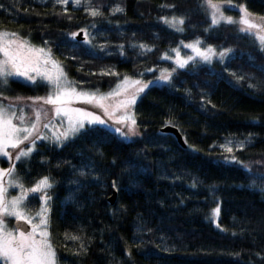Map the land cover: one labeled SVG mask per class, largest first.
Returning a JSON list of instances; mask_svg holds the SVG:
<instances>
[{"label":"trees","instance_id":"trees-1","mask_svg":"<svg viewBox=\"0 0 264 264\" xmlns=\"http://www.w3.org/2000/svg\"><path fill=\"white\" fill-rule=\"evenodd\" d=\"M224 2L225 14L238 20L239 11L229 10ZM92 3L101 7L103 16H90L72 0L67 15L54 0H0V31L50 47L70 80L100 91L112 89L125 75L154 81L160 70L175 67L173 61L162 59L164 54L197 38L204 46L234 51L225 63L216 60L178 70L172 87L150 86L137 100L134 111L140 134L131 140L114 137L99 144L93 137H78L63 148L38 142L30 160L17 162L25 185L43 176L53 182L48 190L49 231L59 264H264V192L249 187L250 176L264 174V89L248 87L264 83V73L249 62L251 58L264 64L256 39L240 33L237 26L221 23L213 28L202 0ZM231 3L264 16V0ZM116 6L124 12L113 14ZM173 16L185 19L184 31L162 20ZM81 29H87L91 44L69 40L70 33ZM109 70L119 77L100 75ZM232 72L245 80L237 84ZM47 91L12 78L6 87L0 86V101H23L28 106V97L45 96ZM169 119L186 146L175 134L162 131ZM253 119L258 126L252 125ZM250 133L253 143L235 155L251 173L242 164L223 163L228 154L219 145L226 140L235 144ZM82 169L87 176L79 175ZM114 189L117 197L111 204ZM40 204L34 195L28 201L31 212ZM217 206L220 214L214 218ZM65 233L80 236L87 254L75 255L80 242L66 240Z\"/></svg>","mask_w":264,"mask_h":264},{"label":"snow or ice","instance_id":"snow-or-ice-1","mask_svg":"<svg viewBox=\"0 0 264 264\" xmlns=\"http://www.w3.org/2000/svg\"><path fill=\"white\" fill-rule=\"evenodd\" d=\"M54 3L61 5L64 9L62 14L67 15L69 0H54ZM72 3L75 7L83 6L92 17L103 16L101 7L94 6L92 0H72ZM202 6L209 11L210 24L213 28L221 23L237 26L240 33L254 37L258 50L264 53V16L253 14L246 5H233L231 0H227V7L229 10L239 11L238 20L225 15L224 0H202ZM111 11L115 14L124 12V9L116 6ZM67 18L72 19L71 16ZM162 20L176 31H184L185 19L183 17L173 16L170 20L168 17H162ZM80 32L84 33L83 42L91 44L87 29H81ZM79 34V32L70 33L69 40L75 41ZM47 43L45 41V45ZM203 44L200 38L185 44L184 47L191 50V55L187 56H181L178 48L172 49L175 53V67L171 70H160L159 76L154 81L145 82L142 79H133L125 75L114 89L101 93L99 88L87 90L78 87L84 82L70 80L63 65L53 58L50 47H36L28 40L22 39L16 32L0 31V86L6 87L10 79L19 78L33 86L44 87L48 90L45 96L27 98L31 101L34 119L27 117L23 107L18 108L12 104L5 107L3 103H0V158H4L9 164L7 168L0 167V264H59L49 231L51 196L48 190L53 187V182L49 176H43L31 187H25L17 173V162H26L31 159L33 153L37 151V141H48L63 148L68 142L78 137H93L97 143L102 144L114 137H118L123 142L138 136L139 126L134 109L137 100L150 86L154 88L172 87L174 86V74L178 70L187 69L190 64L196 63L210 65L214 60L225 63L234 51L231 48H222L218 51L210 44L202 46ZM140 48L144 51H152L146 45H140ZM89 54L94 53L89 51ZM162 59H172V57L164 54ZM249 62L252 67L264 73V64L257 65L251 58ZM148 71L155 72V69L150 68ZM227 71L228 69L225 68V72ZM100 75L119 77V73L110 70L102 71ZM230 75L235 78L237 84L245 80V76L237 75L235 72ZM248 79L255 78L248 77ZM248 87L253 90L264 89V83L248 84ZM208 103L211 102L208 101ZM76 104L90 105L99 109L100 113L89 111L84 107H75ZM44 106H51V118H48V112ZM212 107L215 108L216 105ZM169 125L176 127L171 119L165 123V127ZM252 125L258 126L259 121L253 119ZM253 140L254 136L251 133L235 144L232 140H226L224 144L219 145L223 152L228 154L222 158V162L242 164L245 171L251 173L250 166L243 164L236 157L235 151L243 150L251 145ZM185 142L187 143L186 140ZM189 147L192 146L189 145ZM192 150L197 151L194 148ZM97 155L103 157L102 152H98ZM115 163L116 161L113 160V164ZM89 167V165H84V168ZM79 175L87 176L88 172L82 169ZM249 178L252 180L249 184L250 188H258L259 191L264 192V174L256 177L262 181L259 185L256 179L251 176ZM95 179L98 180L99 177ZM112 186L116 187L115 181L112 182ZM9 189H17L18 194L9 197ZM30 195L36 196L42 202L41 207L34 214L28 206ZM219 214L220 207L217 206L213 210V217H218ZM6 218L15 219L17 222L15 229L7 227ZM21 222L23 225L30 226V230L22 227ZM65 239L80 242L75 255L87 254L88 248L80 236L75 234L69 236L65 233ZM136 247L140 249V243H137ZM127 255L131 257V249L128 250Z\"/></svg>","mask_w":264,"mask_h":264},{"label":"rangeland","instance_id":"rangeland-1","mask_svg":"<svg viewBox=\"0 0 264 264\" xmlns=\"http://www.w3.org/2000/svg\"><path fill=\"white\" fill-rule=\"evenodd\" d=\"M226 15V14H225ZM1 31H3V30H1ZM22 38V37H21ZM22 39H24V38H22ZM24 40H26V39H24ZM191 42H193V41H191ZM191 42H188V43H191ZM188 43H183L182 44V46L181 47H178V49H179V51H180V55L181 56H187V55H191V50L190 49H188V48H186V47H184V45L185 44H188ZM35 46V45H34ZM202 46H204V45H202ZM36 47H39V46H36ZM175 49H177V48H175ZM217 49V48H216ZM218 51H219V49H217ZM169 57H172V59H168V60H171V61H173L174 62V59H175V53L172 51V53L170 54V55H168ZM55 59V58H54ZM214 61H216V60H214ZM129 77V76H128ZM69 78V77H68ZM131 78H133V79H141V78H135V77H131ZM17 79H19V78H17ZM122 79V78H121ZM21 80H23V79H21ZM119 82V81H118ZM117 82V83H118ZM145 82H147V81H145ZM116 83V84H117ZM116 86V85H115ZM115 86L112 88V89H114L115 88ZM85 89V88H84ZM112 89H110V90H112ZM87 90H89V89H87ZM110 90H107V91H100L101 93H107V92H109ZM0 103H3L4 104V106L5 107H7L9 104H12V105H15V106H17L18 108L19 107H23V110H24V113L27 115V117H29V118H31V119H34V113H33V111H32V108H31V104L30 105H28V106H26V105H24L25 103L23 102V101H19V102H8V103H5V102H2V101H0ZM22 103H24V104H22ZM75 107H84V108H86L87 110H89V111H96L98 114L100 113V110L99 109H95V108H93L92 106H90V105H82V104H76V105H74ZM49 107V108H48ZM44 108H45V110L48 112V118H51V116H52V110H51V106H44ZM18 114H19V112H18ZM44 118H43V116H42V120H43ZM42 131H43V129H41ZM138 131H139V133H140V130H139V128H138ZM136 137V136H135ZM132 138H134V137H132ZM38 142H40V143H44V142H48V141H37V143ZM9 166V164H8V162H6L5 161V159L4 158H0V167H3V168H7ZM23 182V181H22ZM36 183V182H35ZM34 183V184H35ZM34 184H32V185H34ZM25 185V184H24ZM31 185V186H32ZM31 186H27V185H25V187H31ZM18 194V190L17 189H9V193H8V195H9V197H11V196H15V195H17ZM30 197H32V196H30ZM30 199V198H29ZM41 202V201H40ZM42 203V202H41ZM40 207H41V204H40ZM39 207V208H40ZM39 210V209H38ZM38 210H36V211H38ZM35 211V212H36ZM35 212H32L33 214L35 213ZM14 221H15V219L14 218H6V224H7V227L9 228V229H15V227H14Z\"/></svg>","mask_w":264,"mask_h":264},{"label":"water","instance_id":"water-1","mask_svg":"<svg viewBox=\"0 0 264 264\" xmlns=\"http://www.w3.org/2000/svg\"><path fill=\"white\" fill-rule=\"evenodd\" d=\"M80 34L76 37L79 41L84 40V33L83 32H79ZM163 132H168V133H173L176 135V137L178 138L179 142L181 143V145L186 146V143L183 139L182 134L180 133V131L178 130V128L176 127H172L171 125H169L168 127H163L162 128ZM116 197H117V193L116 190H113V193L111 195V197L109 198L111 204H114L116 201ZM17 222L14 221V227H16ZM21 226L25 227L27 230H30V226H26L23 225V222H21Z\"/></svg>","mask_w":264,"mask_h":264},{"label":"flooded vegetation","instance_id":"flooded-vegetation-1","mask_svg":"<svg viewBox=\"0 0 264 264\" xmlns=\"http://www.w3.org/2000/svg\"><path fill=\"white\" fill-rule=\"evenodd\" d=\"M30 196H33V195H30ZM30 196H29V198H30Z\"/></svg>","mask_w":264,"mask_h":264}]
</instances>
